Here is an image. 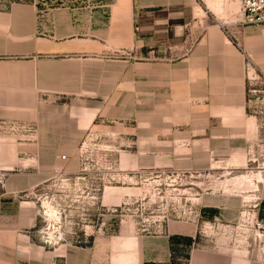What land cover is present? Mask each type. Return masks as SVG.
Segmentation results:
<instances>
[{"label": "crops", "instance_id": "0c3cea01", "mask_svg": "<svg viewBox=\"0 0 264 264\" xmlns=\"http://www.w3.org/2000/svg\"><path fill=\"white\" fill-rule=\"evenodd\" d=\"M221 6L98 0L80 9L0 1V120L40 128L39 145L20 142L26 145L17 144L12 157L0 149V264H264V254L199 247L189 222L127 236L120 252L113 251L115 235L107 244L94 235L89 244L45 245L31 196L98 119L136 120L143 142L159 144L144 157H171L164 146L174 143L175 158L234 151L264 158V126L250 115L244 56L220 26L229 19L216 12ZM231 29L264 77V24ZM43 95L67 97L51 102Z\"/></svg>", "mask_w": 264, "mask_h": 264}, {"label": "rangeland", "instance_id": "374dc122", "mask_svg": "<svg viewBox=\"0 0 264 264\" xmlns=\"http://www.w3.org/2000/svg\"><path fill=\"white\" fill-rule=\"evenodd\" d=\"M38 1L55 8L75 5L85 9L98 0ZM221 2L216 12H224L229 19L220 26L235 38L240 52L247 54L237 31L231 29L242 26L236 23L240 2ZM247 56L244 67L249 81V112L264 126V77L252 56ZM42 97L61 102L67 96ZM33 123L36 132L32 139H27V132L12 135L9 142L0 143V149L7 147L2 152L12 157L16 156L17 144L26 145L20 142L39 145L40 128ZM95 124L86 130L69 158L56 161L47 181L31 195L41 214V243L53 247L89 244L93 241L90 237L101 235L107 244L105 237L115 235L117 248L113 251L120 252L125 249L127 236L166 233L174 223L189 222L195 226L199 247L231 248L257 253L256 257L264 254V181L258 183V189L248 187L246 191L224 186L227 178L240 173L261 171L264 176V158H238L236 151L209 159L175 158L174 143L164 146L171 150V157H144L145 150L153 151L159 144L153 139L143 142L136 120L98 119ZM50 207L56 212L53 217L48 212Z\"/></svg>", "mask_w": 264, "mask_h": 264}, {"label": "built area", "instance_id": "2783aa9c", "mask_svg": "<svg viewBox=\"0 0 264 264\" xmlns=\"http://www.w3.org/2000/svg\"><path fill=\"white\" fill-rule=\"evenodd\" d=\"M240 2L239 16L236 23L245 24H264V0H237ZM243 52L247 58L246 52ZM28 133L27 139H32L36 129L32 122H22L21 120H0V143L9 142L12 135Z\"/></svg>", "mask_w": 264, "mask_h": 264}, {"label": "bare ground", "instance_id": "6f19581e", "mask_svg": "<svg viewBox=\"0 0 264 264\" xmlns=\"http://www.w3.org/2000/svg\"><path fill=\"white\" fill-rule=\"evenodd\" d=\"M264 181V176L260 171L250 172V173H240L227 178L224 182V186L229 189V187L242 189L246 191L248 187H253L258 189L259 184ZM50 206V204H48ZM51 217L55 216L56 212L50 207L48 210Z\"/></svg>", "mask_w": 264, "mask_h": 264}]
</instances>
